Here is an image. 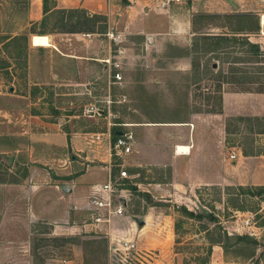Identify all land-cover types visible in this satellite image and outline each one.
<instances>
[{"label":"rangeland","instance_id":"rangeland-1","mask_svg":"<svg viewBox=\"0 0 264 264\" xmlns=\"http://www.w3.org/2000/svg\"><path fill=\"white\" fill-rule=\"evenodd\" d=\"M32 1L0 0V41L28 37L27 65L21 41L0 43V57L11 63L0 69V264H120L113 248L123 236L111 229L121 228L118 218L109 232L91 233L85 224L92 185L110 172L98 173L105 170L101 157L73 151L75 129L134 132L133 152L123 163L140 175L128 183L124 216L138 224L152 212L143 234L129 238L156 249L155 264H264V198L242 193L239 203L248 210H239L231 199L239 190L230 199L225 192L228 185L250 186L247 177L257 172L251 160L264 154V92L243 91L250 83H225L223 112L210 111L220 106L219 80L207 71L212 63L228 72L229 66L264 62L250 61L241 43L236 50L244 61L236 63L202 52V32L231 30L219 25L221 18L193 22L198 12L261 16L264 0L226 11L203 0H174L165 8L156 4L160 0H113L111 9L108 0L105 33L59 31L54 16L44 27V12L31 20ZM35 29L46 30L53 45H33ZM249 38L264 50V32ZM91 106L93 113L86 111ZM49 129L65 134L53 135L52 147L42 138ZM193 130L201 148L191 164L171 151L193 139ZM112 155L117 174L119 160ZM69 163L72 174L62 173ZM87 169L89 191L81 194L84 201H74L62 185L72 188V177L81 181ZM190 174L201 182H185ZM257 175L264 176V168ZM184 207L210 216H188ZM159 235L171 242L154 247ZM242 235L249 238L240 241Z\"/></svg>","mask_w":264,"mask_h":264},{"label":"trees","instance_id":"trees-1","mask_svg":"<svg viewBox=\"0 0 264 264\" xmlns=\"http://www.w3.org/2000/svg\"><path fill=\"white\" fill-rule=\"evenodd\" d=\"M43 12L44 16L40 24L45 25L48 23L50 17H56L55 27L60 29L59 31H71V32H90V33H105L108 30V16L104 13H91L84 7H70L59 8L57 7L56 0H43ZM194 23L198 20H206L209 18H221L223 19L221 27L230 28V33H204L201 34L202 40V52L213 53L216 58L222 59L226 62H239L244 61L241 56L237 55L236 45L241 43L245 45L246 54L250 55L248 58L252 62H264V50L261 49L258 43L252 42L249 36L252 33L261 31L260 16L256 12H225V13H211V12H198L194 15ZM32 25L37 22H31ZM35 33L48 34L44 29L33 30ZM241 33L245 35V38H238L237 34ZM22 42L21 51H24L23 64L27 65V50H28V37L24 35L7 36L0 43L7 45V42ZM11 66V63L3 57H0V69H7ZM218 64L212 63L211 66H207V71L215 72L218 76L219 85L217 91L219 95L216 97L219 100V109L210 110L213 112H223V88L225 83H250L249 86L242 88L243 91H256L264 92V64L260 66H252L250 69L247 67H230L228 72L223 69L217 70ZM255 84H257L255 86ZM117 130L112 133V139L117 137ZM235 190L237 192V198L233 199L232 206L239 210H248L245 205L239 203V195L242 193H252V195H258L264 198V185H228L226 186V193L230 199ZM185 214L191 217H197L202 219L206 214H196L192 210L184 207ZM248 235L238 236L240 241L248 239ZM229 239V237L227 238ZM221 242L220 240H216ZM218 243V242H217Z\"/></svg>","mask_w":264,"mask_h":264},{"label":"crops","instance_id":"crops-1","mask_svg":"<svg viewBox=\"0 0 264 264\" xmlns=\"http://www.w3.org/2000/svg\"><path fill=\"white\" fill-rule=\"evenodd\" d=\"M57 1H58L57 7H59V8H63V7H66V8L84 7L86 9H88L89 11H92L91 13H105V14L109 15L108 0H57ZM203 1L205 3V6L206 5L209 6V5H211L210 3H212L213 7H216V10H218V11H223V10L226 11V10H230V9L231 10H233V9L234 10H236V9L237 10H243L241 7L246 6V4L250 5V3L252 2V0H203ZM137 2L139 4L141 3L138 0H137ZM157 2L158 1H156V4L158 5L159 2L158 3ZM112 4H114L113 0H111V2H110V9L112 7ZM225 4L230 5L229 7H231V8H229V7L224 8ZM252 10H254V9H252ZM255 10H259V9H255ZM42 16H43V2H41V0L32 1V3H31V20H33V21L39 20V18H41ZM31 42L33 44L32 38H31ZM43 47H49V46H43ZM224 102H225L224 103V111L226 112L227 104H226V97L225 96H224ZM46 124L48 125L49 123L47 122ZM52 126H54L53 123H52L51 127ZM75 130L72 131V133H74V134H72V137H71V147H72L73 151H77V152H81L83 154H86V157L88 159H90L91 155H93V154L97 157H101L102 160L105 162V164H103V167H105V170L98 171V173L104 175V173L107 174L108 170H109V172H111L112 165H113V155H112V148H111L110 140L108 139L107 136H104L102 140L96 139V134H98L100 132H107V131H100V130H97V131H89V130L86 131L85 130L84 131V130H78V129H75ZM195 132H196L195 130L192 131L194 136H193V139H191L188 143H178V144H176L174 151H171V153L173 154V156L175 158H177V160L186 161V162H189L191 164H194L193 162H194L195 158L198 157L197 155L199 153V148H201L199 143L195 140V134H194ZM87 133H90V134L93 133L94 134V136H92L93 138L89 139V137L86 136ZM53 135H58L59 138L62 135V138H64L63 135H65V134H62L61 131L60 132H56L53 130L50 131V129L45 131L42 134V138L45 140V142H47V144H45L46 147H50V146L52 147L53 145H56V144L50 142L51 141L50 138ZM183 147H187L188 149L185 150V148H183ZM102 152H103V155H101ZM263 165H264V154L255 155L253 157V159L251 160V166L253 168H256V166H257L258 169H257V172H255L251 178L247 177V181H246L247 184L264 185V176L257 175V174L262 172V168H264ZM59 170L62 173H66V174L70 175V174H72V171L74 170V168L71 166V163H69L68 165L61 166L59 168ZM81 175L83 177V179H81V181L77 180V178L74 179L72 177L74 186H72V188L69 187V188H71L70 192L64 190L65 185H62L63 190L66 191L68 197L70 199H72L74 201H78V202H80L81 200H83V201L85 200V196L83 195L81 197V194H83L86 191H89L88 189H89L90 184H91V183L85 184L91 180L89 169H87V171ZM199 176H201V175H199ZM201 179L202 178H198L197 175L191 176V174H190V176H188V178L185 180V182H187V180L188 181L190 180V183H192V184L193 183H200ZM13 182H18V181H13ZM75 185L78 188H75ZM151 214H152V212H150L148 215H145V218H144L145 224L143 226L138 225L131 216L126 215V216L119 217L117 219L118 223H120V225H121V228H115V230L113 228H111V229H112L114 234H117L119 236L120 235L123 236V238H121V239H132L129 237L135 238V233L137 235L140 234V236H141L143 234V231H145L147 224L149 223V216H151ZM112 231H110V232H112ZM90 232L92 233L94 231H90ZM112 235L113 234H110V236H112ZM157 239L158 240H156L152 244L154 247L157 246L158 244H160V242L162 244L171 242V240L168 241V239L166 237H162L160 235L157 237ZM133 240H135V239H133ZM136 242L140 246L141 242L139 243V238L137 239Z\"/></svg>","mask_w":264,"mask_h":264},{"label":"built area","instance_id":"built-area-1","mask_svg":"<svg viewBox=\"0 0 264 264\" xmlns=\"http://www.w3.org/2000/svg\"><path fill=\"white\" fill-rule=\"evenodd\" d=\"M174 0H160L158 6L165 8ZM264 13L260 16L261 31L264 32ZM116 78L120 79L121 74L118 72ZM87 112H95V107L91 106L86 109ZM107 136L110 140L111 148L114 150L119 167L118 173L111 171L104 182H98L92 185L89 200L90 213L86 218V226H91L94 232H109L108 228L115 219L125 215L127 206L130 202L129 182L140 175V173H130L126 168L123 160L133 152L135 142L134 132L131 130L122 131L116 139H112L111 132H100L96 134L97 140H102ZM235 157V154H232ZM122 159V161H120ZM114 253L120 264H155L157 250L143 249L133 239H120L119 245L115 246Z\"/></svg>","mask_w":264,"mask_h":264},{"label":"bare ground","instance_id":"bare-ground-1","mask_svg":"<svg viewBox=\"0 0 264 264\" xmlns=\"http://www.w3.org/2000/svg\"><path fill=\"white\" fill-rule=\"evenodd\" d=\"M32 41H33V44L36 46H51V45H53L51 42L50 35H48V34L35 33L32 36ZM183 148H185V150L188 149L187 147H183Z\"/></svg>","mask_w":264,"mask_h":264},{"label":"water","instance_id":"water-1","mask_svg":"<svg viewBox=\"0 0 264 264\" xmlns=\"http://www.w3.org/2000/svg\"><path fill=\"white\" fill-rule=\"evenodd\" d=\"M215 65H217V64H215ZM121 133H122V131L117 130V134H121ZM64 190L70 192V191H71V188L65 186V187H64ZM137 222H138V224H139L140 226H143V225L145 224V220L142 219V218H138V219H137Z\"/></svg>","mask_w":264,"mask_h":264}]
</instances>
